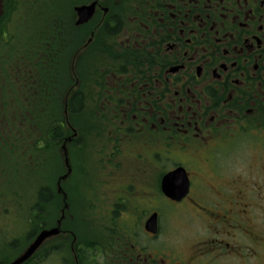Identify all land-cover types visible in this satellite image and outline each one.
<instances>
[{
	"label": "flooded vegetation",
	"instance_id": "flooded-vegetation-1",
	"mask_svg": "<svg viewBox=\"0 0 264 264\" xmlns=\"http://www.w3.org/2000/svg\"><path fill=\"white\" fill-rule=\"evenodd\" d=\"M90 2L92 18L73 25L76 57L91 62L82 70L76 59L73 82L76 90L87 82L93 99L103 86L91 111L103 125L83 137L73 129L69 165L68 138L57 148L56 221L66 208L55 256L264 264V0L77 5ZM91 223L103 235H85Z\"/></svg>",
	"mask_w": 264,
	"mask_h": 264
},
{
	"label": "trees",
	"instance_id": "trees-1",
	"mask_svg": "<svg viewBox=\"0 0 264 264\" xmlns=\"http://www.w3.org/2000/svg\"><path fill=\"white\" fill-rule=\"evenodd\" d=\"M85 1L3 0L4 15L0 19V264L12 259L1 258L7 248L13 253L20 252L41 230L54 226L59 209L54 191L57 175L54 168L57 166L61 171L62 167L57 148L70 136V128H78L81 137L91 127L95 133L102 132V121L97 115H91V111L99 109L103 86L98 85L102 87L98 92L100 96L89 98L88 83H81L75 91L71 75L78 29L73 25L72 7ZM87 27H81L80 31ZM88 56L87 53L79 58L85 63L80 67L82 70H88L91 62ZM91 102L97 104L91 105ZM68 150L71 155L70 147ZM12 179L15 184H32L33 204L29 206L27 195L22 196L18 191L6 193V189L14 186ZM26 186L28 188V184ZM20 207L25 211L23 218L28 224L21 239L11 235L3 225L8 218L12 219V208ZM63 228L71 229V224L65 223ZM89 228L85 235L91 234L87 233ZM19 243L22 248L18 249ZM48 250L55 254V245ZM33 259L27 264H37Z\"/></svg>",
	"mask_w": 264,
	"mask_h": 264
},
{
	"label": "rangeland",
	"instance_id": "rangeland-1",
	"mask_svg": "<svg viewBox=\"0 0 264 264\" xmlns=\"http://www.w3.org/2000/svg\"><path fill=\"white\" fill-rule=\"evenodd\" d=\"M99 168V166L97 165L96 166V169H98ZM12 182L14 183V181H13V179H12ZM28 184V188H29V190H28V188H27V185ZM22 183V182H19L18 184H15L14 183V186L12 185V187L10 188V189H6V193L7 192H11L12 190L13 191H18L22 196H25V195H27V199H28V201H29V206L31 205V204H33L34 203V200H33V196H34V187L32 188V184L31 183ZM28 193V194H27ZM25 205V204H24ZM26 208V207H25ZM25 216V211L20 207L19 209H17V208H12V211H11V214H10V217L12 218V219H10V218H8V220H5L4 221V226H6V228L8 229V230H10L9 231V233L11 234V235H13L15 238H19V239H21V238H23V236H24V234L27 232V229H28V224L26 223L27 222V220L25 221L24 220V217ZM82 216V214H80L79 215V219L80 220H82L81 217ZM83 216L85 217V214H83ZM99 221V219L97 218V217H93L92 218V221ZM79 220V225L81 224L80 221ZM85 220H87V219H85ZM2 221V220H1ZM94 221V222H95ZM102 221V220H101ZM6 222V223H5ZM26 223V224H25ZM92 225H89V231H87V233H92L93 231H94V234L93 235H89V236H98V235H103V228H101L102 226H97L96 224H94V223H91ZM78 225V226H79ZM94 225V226H93ZM87 228H88V226H87ZM91 229V230H90ZM100 233V234H99ZM98 234V235H97ZM51 244H53V243H51ZM51 244H49V246L51 245ZM48 246V247H49ZM22 248V246H21V243H19V247H18V249L19 248ZM18 253L19 252H15V253H13V254H7V252L5 253V255L4 254H1V258H4V256L5 257H7V258H11L12 256H14L13 257V259L18 255ZM64 254V253H63ZM60 257H62V256H60ZM41 258V257H40ZM64 258L67 260V261H70V259H69V255H67V254H65V256H64ZM36 262H38V264H63V262H62V260L59 258V257H57V255L55 256V255H53V256H50L49 258H48V260L46 261V262H44V263H39L40 261H38V260H36ZM69 264V263H68Z\"/></svg>",
	"mask_w": 264,
	"mask_h": 264
},
{
	"label": "water",
	"instance_id": "water-1",
	"mask_svg": "<svg viewBox=\"0 0 264 264\" xmlns=\"http://www.w3.org/2000/svg\"><path fill=\"white\" fill-rule=\"evenodd\" d=\"M96 4H97V2H90L86 5L78 6V7H75L73 9V12L76 15V20H75L76 26H81V25L87 23L92 18L93 13H94V6ZM3 13H4L3 0H0V18L3 16ZM86 45H88V44L86 43ZM86 45H85V48H86ZM74 61H75V57H73V59H72L71 66H73ZM75 135L76 134L73 133L72 137L68 141H71V139L74 138ZM63 151H64V155H65V163L68 165L67 152H66L65 145H63ZM69 173H70V170L65 176H63L61 178V180H65L68 177ZM58 186H59V182H58ZM58 190L60 191L61 188L58 187ZM62 220H63V211H62V216L60 217V219L56 223V227L51 228V229L42 230L35 237V239L29 244V246L20 254V256H18L14 261H12L9 264H24V263H26L28 260H30L34 256V254L40 249V247L45 242H47L48 240H51L53 238L58 237L61 233L60 227H61Z\"/></svg>",
	"mask_w": 264,
	"mask_h": 264
}]
</instances>
